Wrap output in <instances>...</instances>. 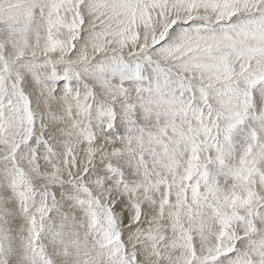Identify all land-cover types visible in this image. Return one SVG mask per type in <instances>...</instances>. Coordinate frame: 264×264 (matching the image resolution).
<instances>
[{
	"label": "snow or ice",
	"instance_id": "1",
	"mask_svg": "<svg viewBox=\"0 0 264 264\" xmlns=\"http://www.w3.org/2000/svg\"><path fill=\"white\" fill-rule=\"evenodd\" d=\"M0 264H264V0H0Z\"/></svg>",
	"mask_w": 264,
	"mask_h": 264
}]
</instances>
